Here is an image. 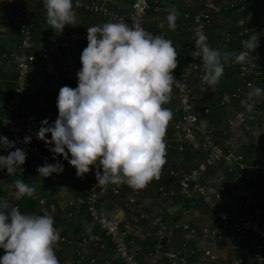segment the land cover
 Wrapping results in <instances>:
<instances>
[{
    "label": "clouds",
    "instance_id": "9594fccd",
    "mask_svg": "<svg viewBox=\"0 0 264 264\" xmlns=\"http://www.w3.org/2000/svg\"><path fill=\"white\" fill-rule=\"evenodd\" d=\"M43 6L47 24L57 33H62L66 25H77L73 0H43ZM178 15L176 10L167 15L172 31ZM195 36L191 55L203 63L201 86L213 89L229 62L241 65L242 72L255 67L250 53L259 47L256 35L241 41L245 50L239 53L211 47L203 31L197 30ZM87 41L80 56L82 67L76 74L77 87L65 85L59 89L58 116L53 124L42 120L36 137L50 146L53 159L63 156L78 177L94 166L101 186L127 184L143 189L160 177L166 163L165 137L173 112L164 105L170 102L177 81L173 70L178 66V51L170 38L125 22L87 27ZM249 87L241 105L251 112L256 101L264 99V88ZM3 122L10 123L7 118ZM30 140L25 137L24 142ZM15 143L0 135V148H15L8 155H0V168H6L8 175L15 174L26 161V151ZM63 170L59 160H45L37 167L42 177ZM10 187L15 188L17 200L34 192L22 179ZM85 230L90 232L91 228ZM60 240L52 215L25 214L0 198V248L5 250L0 264H60L55 252Z\"/></svg>",
    "mask_w": 264,
    "mask_h": 264
},
{
    "label": "crops",
    "instance_id": "0c3cea01",
    "mask_svg": "<svg viewBox=\"0 0 264 264\" xmlns=\"http://www.w3.org/2000/svg\"><path fill=\"white\" fill-rule=\"evenodd\" d=\"M85 1L104 3L109 8L121 14H125L131 8V0ZM204 1L149 0L150 8L145 20V26L155 35H162L172 40L173 46L178 51V66L173 70L174 76H177L181 72L190 60L192 51L195 49V39L193 37L195 27L194 16L204 8ZM216 2L220 5L235 2L237 6L233 10L213 14V19L209 24L207 34L210 46L221 50V40L224 35L226 37L232 36L233 44L227 51L239 53L241 47L238 45V42L249 38V35H241L240 31L246 27L258 26L259 30H257L256 34L263 44L259 56L253 63L255 65L253 70L263 66L264 4H260L256 0H216ZM20 8H25L32 12L35 25V50L45 47L49 43V37L57 33L46 22V10L43 6V0H0V50L13 51L17 48V43L13 39V34L17 30V23L14 18L16 11ZM74 10L77 13V25H66L64 30H85L87 27L102 25L110 21L108 18L99 14L90 13L82 8L74 6ZM172 10H176L179 13L174 31L169 29L167 22V15ZM3 28H6V30L4 31ZM86 46L87 43H78L71 47L74 61L68 71L63 70L65 61L63 55L67 52L66 50L53 54L50 59L39 63L31 70L29 92L18 110L17 120L22 134L26 137H31L33 142L42 145L44 148L50 146L36 137L40 122L51 111H54L58 115L56 102L59 89L65 86L63 85L64 81L73 82L74 84L70 85L72 88L77 87L76 83L78 79L76 74L82 67L80 56ZM221 51L223 52V50ZM200 70L203 73V63ZM227 71L229 77L231 76V79H234L235 74H232V72H235V67H233V63L229 62L226 64ZM262 71L263 67L258 72L262 73ZM198 73H195L191 80L194 106L198 116L203 118L206 112L210 111V116L213 114L216 118H219L222 115V105H224L228 108L229 117L234 119L233 109L228 107L229 95L217 92L221 78L212 89L208 88L207 85L201 86V76L199 77ZM15 78L16 62L13 60H0V135L6 136L9 141H12V139L2 120V111L8 97L13 92ZM256 84L262 86L260 79L258 80L257 78ZM177 103V94L173 88L170 102L166 105L174 106ZM206 124H208V119L201 121L203 128ZM252 126L255 130L261 131L264 134V121L254 122ZM233 127V134H238L242 145V142L247 140L249 135L246 134L243 124L240 123ZM167 133H172L169 125L167 127ZM46 135L50 140L51 134L48 133ZM12 149L0 148V155H8ZM179 158L180 154L176 150L166 151V163L163 167L168 169L174 166L179 161ZM69 159L71 158L69 157ZM56 160H59L63 164V172L53 173L49 177H42L37 172V167L43 165L42 162L27 154L25 163L20 166V169L15 174L8 175L6 173L0 176V197L2 196V198L4 197L3 199H7L10 206L20 205L19 210L25 214L49 213L54 217L55 226L60 230V233L76 241L73 246L68 247L60 253V264H123L115 255L113 245L105 234H101L100 242L90 243L86 246H82L79 243L81 237L99 232L97 227H93V223L85 207L76 210L69 205L70 200L85 194L87 189V175L85 174L82 178L78 177L76 175V169L61 155L51 163H55ZM17 179L24 180L25 183L34 188L32 196H24L19 200L15 199L13 195L15 188L10 187V185H13V182ZM162 184L168 186L173 183L169 176L163 177L160 175L158 179L154 178L152 185L145 189L140 197V206L145 213V217H142L138 221H132V230L130 233L132 241L131 247L140 260V264H154V253L156 250L154 251L155 234H153L152 230L155 228L151 225L154 226L162 220L168 221L171 214L179 208L173 201L160 197L158 188ZM112 186V184H109V188ZM129 192L130 189L127 187L118 195L111 191L107 195L108 198L106 200H114L120 206L116 215L118 218L123 219L129 216L126 205ZM226 207L222 202H213L212 210L216 213V218L213 216L211 219L209 215H202L199 211L195 210L194 214H192L193 220L197 219L201 225L209 226L210 224L207 223L219 221L217 219L218 215L219 217H225V223H230V221L235 220V215L231 209L228 208V210ZM25 208H27V211H24ZM244 213L247 218V223L254 226L253 214L247 210ZM86 228H91V231H86ZM235 246L234 243L229 242L219 244L218 241L212 239L204 240V242L203 240L196 241V247L201 251L210 249L217 253L220 257L216 261L222 260V264H231L230 261L236 259V254L238 255L239 251L235 249ZM164 256H167L164 252L159 254L157 259L158 261L160 260L159 264L166 263ZM80 257L82 258L80 259Z\"/></svg>",
    "mask_w": 264,
    "mask_h": 264
},
{
    "label": "built area",
    "instance_id": "2783aa9c",
    "mask_svg": "<svg viewBox=\"0 0 264 264\" xmlns=\"http://www.w3.org/2000/svg\"><path fill=\"white\" fill-rule=\"evenodd\" d=\"M260 4H263L264 0H256ZM73 6L82 8L90 13L99 14L105 18H108L113 22H125L129 26H137L143 28L147 33L155 35L145 26V20L148 15L150 8L149 0H131V8L125 14H121L109 8L106 4L96 1H85V0H73ZM237 6V3L231 2L226 5H220L216 0H205L204 8L200 10L194 16V39L196 38L195 33L197 30L203 31L208 37V26L212 22L213 14L220 13L222 11L233 10ZM15 21L17 23V30L13 34V39L17 43V48L13 51L0 50V60H13L16 62V79L12 95L5 103L2 111V120L7 118L10 123L6 126L7 131L10 134L12 141H15V147L23 148L27 154L37 158L44 164L45 160L48 163L54 161L58 156L56 155L53 159L54 154L49 151L48 148H44L42 145L33 142L25 143L24 136L21 132L20 125L17 120V113L22 104L26 99L29 92V79L31 70L34 66L41 62H44L53 54L63 52L66 50L64 56L63 70L68 71L73 65L74 57L71 53V47L78 43H88L87 41V29L85 30H63L62 33H56L49 37V43L39 50H35L34 40V20L32 12L25 8H20L16 11ZM5 31L6 28H3ZM259 30L258 26L251 28H244L240 31L241 35H258L256 34ZM259 38V37H258ZM229 37L227 38V41ZM208 43L210 45L209 37ZM262 41L259 39V47L255 49L253 53H250L251 62L254 56L259 53ZM195 50V49H194ZM242 50L243 46H242ZM241 50V51H242ZM202 61L199 58L191 56L190 60L183 67L181 72L174 76L177 80L173 88L176 90L178 103L174 106L164 105L166 108H170L173 112V118L169 123V127L173 130V134L166 133V145L167 151L179 150L183 151L185 144H190L194 150H202L206 154L204 160L200 165L191 171H172L173 175L179 176L181 192L183 194L190 193V185H193V190L197 194H200L206 198L207 201L219 202L224 201L228 207H232L236 212V207L233 201V197L230 194L224 192V187H215L214 185H207L201 182L203 171L207 166L217 165L220 162H225L229 165L230 169H237L241 178L240 190L241 195L246 197L247 203L254 201L253 196L256 191L255 188L249 186L251 176L246 172L251 166L244 162L242 155L237 154V148L240 146L238 134H232L227 139L228 151L224 152L220 144L216 141V127H209L205 125L203 128L199 120V116L195 111L194 100H193V89L191 85L192 77L195 73L201 69ZM241 65H239L240 77L243 79V84L234 91L233 97L239 99L246 98L247 93L250 91V85L255 86L254 79H248L249 75L253 73L242 72ZM264 72V70L262 71ZM255 73H257L255 71ZM261 112L258 107V100L255 103L254 110L248 114L243 112L238 113V119H245L247 116L248 121L242 123L245 132H252L254 142L257 143L260 140V136L263 135L261 131L255 130L252 127L254 122L260 120ZM57 114L51 111L44 119H47L50 124H53L57 118ZM229 123L233 124L232 119H229ZM234 126V124H233ZM54 146V145H52ZM12 150H15L12 149ZM11 150V151H12ZM69 157L71 158L70 154ZM258 158L261 164L257 168L264 173V155L260 153ZM90 171L86 173L88 182L87 189L83 196H79L69 201V205L76 210L85 207L93 226L97 227L99 232L90 234L88 236L81 237L80 244L86 246L90 243L100 242L101 234H105L111 244L114 247L115 255L123 262V264H140L136 253L131 247L130 233L132 230V221L140 220L145 217V213L140 206V197L142 192L152 185L153 180L143 189H133L127 184L113 185L111 188L101 186L98 184L95 176V167L90 166ZM102 171V169H101ZM7 173L6 168H0V176ZM128 187L130 192L127 197V211L128 218L110 217L107 214L103 215L100 211V204L105 196L111 191L118 195L122 190ZM158 193L161 198H169L176 194L175 189H167L165 186L158 188ZM4 198V197H3ZM215 199V200H214ZM20 209V205H15ZM186 218L182 224V228L185 231L184 239L185 242L181 247V250L177 253L167 252L166 255L171 258H178L180 264H189L188 258L192 253H195L193 248H190L188 243L190 240H209L214 241L222 240L226 238L229 243L240 244L245 238L249 236L250 232H254L256 237L251 238V247L254 250V260L258 264H264V242L260 240V237L264 235V227L261 225V218L264 221V214L260 209H256V219L254 226L249 225L247 220L243 218L239 213L236 212L233 229L228 231L227 228L219 227L214 228L210 226H204L201 229L194 227L190 224L191 213L189 210L184 211ZM161 237L163 232L169 230L168 224L159 222ZM61 240L55 245V250L64 251L68 247L73 246L76 241L66 235L60 233ZM162 252L161 245L156 249L154 264H156L159 254ZM205 256L211 260H218L219 255L210 249H206ZM153 254V256H154ZM83 256V255H81ZM252 261L245 260L244 258H238L234 264H251Z\"/></svg>",
    "mask_w": 264,
    "mask_h": 264
},
{
    "label": "trees",
    "instance_id": "16d2710c",
    "mask_svg": "<svg viewBox=\"0 0 264 264\" xmlns=\"http://www.w3.org/2000/svg\"><path fill=\"white\" fill-rule=\"evenodd\" d=\"M264 4V1H263ZM15 19V18H14ZM209 28V26H208ZM226 35H224L221 45V50H229L231 48V45L233 44V37H229V40L227 41ZM239 46L241 47L242 50V44L241 41L238 42ZM263 44V42H262ZM261 44V47H262ZM260 47L259 52L262 50ZM259 56V53H257L253 60L252 64L254 63L255 59ZM233 67H235V72H232L234 75V79H231V76L229 77L228 71L226 72V65L224 68V75L221 77V82L220 85L217 88V92L220 94H227L229 95V103L228 107H231L233 109V114H234V119L229 117L230 115L228 114V108L226 106L222 105V115H220L219 118H216L212 114L210 116L211 112H206V115L202 118L199 117L200 122L202 120L208 119V126L209 127H216V141L220 144L224 152L228 151V145H227V139L229 138L230 135L233 134L234 132V126L239 125L240 123L247 122V116L245 119L241 120L238 119V113L243 112L245 114L250 113L247 111L242 105L241 101L235 97H233L234 91L237 89V87L241 86L243 84V79L240 77V71H239V64H234ZM263 67L264 70V65L257 68L256 70H253V73L249 75L248 79H254L255 81V86L264 88V72H258L261 70ZM228 70V69H227ZM255 71L257 73H255ZM202 70L199 71L198 76H202ZM260 79L262 86H258L256 84V80ZM16 79V78H15ZM64 81L63 85H73V82H66ZM78 82L76 83L77 86ZM175 90V89H174ZM176 91V90H175ZM12 95V93H11ZM10 95V96H11ZM8 97V99L10 98ZM7 99V101H8ZM6 101V102H7ZM258 107L261 112L260 115V120L259 121H264V99H259L258 100ZM51 111V110H50ZM49 111V112H50ZM229 119H232L233 124L229 123ZM253 127V126H252ZM7 130V128H6ZM171 134H173V130H171ZM249 137L247 140L242 142L243 144L241 145V139L240 145L237 148V154L242 155L244 162L248 163L251 168L247 170V174L251 176V180L248 182L249 186L251 188L256 187V191L254 192L253 199L254 201L252 203H247L246 202V197L241 195V190H240V184H241V178L239 175V172L237 169H230L229 165H227L225 162H220L217 165H212V166H207L205 170L203 171L202 174V179L201 182L203 184L207 185H214L215 187H224V192L227 194H230L233 197V201L236 207V212L239 213L245 220L247 218L245 217L244 211H250L251 214H253L252 218L255 221L256 219V209H260L261 212L264 214V173H262L257 166L261 164L260 159L258 158V155L262 153L264 155V134L260 136V140L255 143L253 134L252 132H246ZM180 154L179 161L172 167H169L168 169L163 167L161 175L164 176H169L171 178V182L173 184H169L168 186H165L164 184L159 185L160 186H165L168 190L169 189H175L176 194L174 196H171L169 199L173 201L176 205L179 206L178 210H176L174 213L171 214V216L168 218V221L162 220L160 222H163L165 224H168L169 230L163 232V236L161 237V232H160V226L159 222L155 224L154 227L155 229L152 230L153 234H155V241H154V251L161 245L162 252L167 253V252H179L181 250L182 245L185 242L184 239V234L185 231L182 228V224L185 222L186 218L184 216V211L189 210L191 215L194 214V211L197 210L199 213L202 215L208 216L209 217H215L216 218V213L212 210V201H207L206 198L200 194H197L193 190V185H190V193L189 194H183L181 192V186H180V178L179 176L173 175L172 171H191L194 168L198 167L200 163L203 161L205 158L206 154L202 150H194V148L190 144H185L183 151L176 150ZM88 182V178H87ZM114 185V184H112ZM109 187V185H108ZM127 188V187H125ZM147 189V188H146ZM2 198V196L0 197ZM108 196H105V198L102 200L104 202ZM215 200V199H214ZM101 202V204H102ZM224 203L226 206L227 204L224 201H219ZM100 204V211L101 214L106 215V213L103 211L102 207ZM228 207V206H227ZM236 215V212L232 207H229ZM24 211H27V208L24 209ZM195 216V215H194ZM91 219V218H90ZM217 219L219 220L214 221L216 222L215 224L209 225L210 227L214 228H227L228 231H231L233 229V224L234 221H230V223L222 224L224 222L225 217H219L217 215ZM261 225L264 227V221L261 218ZM190 224L194 227H197L198 229L203 228L205 225H201L199 221L193 220V215L190 218ZM229 224V225H228ZM95 227V226H93ZM159 229V231H157ZM157 232V233H156ZM256 235L254 232H250L249 236L245 238L240 244H235V249L239 251L238 255L236 254V259L230 261L231 264H234V262L238 258H244L245 260L252 261L251 264H258L254 260V250L251 247V238H255ZM202 241L203 239L199 240H190L188 245L190 248H193L195 250V253H192L189 258H188V263L189 264H222V260L220 261H215V260H210L209 257L205 256L204 250H200L196 247V241ZM260 240L264 242V235L260 237ZM219 244L225 243L228 240L226 238L222 240H217ZM204 242V240H203ZM114 249V247H113ZM56 255L59 258L60 253L62 251H57L55 250ZM5 254V250L0 248V257H2ZM166 263L165 264H180V261L178 258H171L168 256H164ZM82 257H80L81 259ZM158 261V260H157ZM211 261V262H210ZM160 260L156 262V264H159Z\"/></svg>",
    "mask_w": 264,
    "mask_h": 264
},
{
    "label": "water",
    "instance_id": "95a60500",
    "mask_svg": "<svg viewBox=\"0 0 264 264\" xmlns=\"http://www.w3.org/2000/svg\"><path fill=\"white\" fill-rule=\"evenodd\" d=\"M101 207L103 211L110 217H115L120 209V206L111 199L102 202Z\"/></svg>",
    "mask_w": 264,
    "mask_h": 264
},
{
    "label": "rangeland",
    "instance_id": "374dc122",
    "mask_svg": "<svg viewBox=\"0 0 264 264\" xmlns=\"http://www.w3.org/2000/svg\"><path fill=\"white\" fill-rule=\"evenodd\" d=\"M226 208L228 209L229 207H226ZM229 209H230V208H229ZM229 209H228V210H229ZM233 214L235 215V213H233ZM211 219H212V217H211ZM215 223H216V222H212V221H211L210 223H207V224L212 225V224H215ZM222 224H226V223H225V222H222Z\"/></svg>",
    "mask_w": 264,
    "mask_h": 264
}]
</instances>
